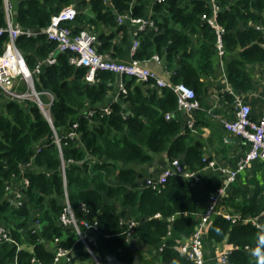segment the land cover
<instances>
[{
  "label": "trees",
  "instance_id": "16d2710c",
  "mask_svg": "<svg viewBox=\"0 0 264 264\" xmlns=\"http://www.w3.org/2000/svg\"><path fill=\"white\" fill-rule=\"evenodd\" d=\"M219 6L217 22L222 33L224 55L230 57L226 75L237 91L252 86L248 65L264 62V35L256 24H264V0H215ZM14 21L23 29L39 31L51 17L66 5L74 4L77 14L68 23L74 33L87 29L96 34L97 52L109 59L126 61L134 38L138 45L131 59L147 60L153 54L162 57L173 69L171 83H185L193 88L197 99L204 92L203 76L215 73L218 57L216 29L202 15H211L208 0H13ZM90 10L93 15L85 13ZM153 20L154 25L133 32L137 26L129 18ZM133 24V25H132ZM6 25L3 2L0 0V27ZM8 37L0 35V54ZM15 43L26 65H35L53 54V63H43L34 74L37 91L53 95L49 108L51 121L37 103L4 97L0 89V224L5 225L13 241L0 242V264H32V257L41 263L53 261L55 237L59 245L72 247L68 254L81 258L74 264L88 262L90 251L76 240V231L63 226L59 216L64 206V192L77 218L83 213L95 216L96 236L103 242L105 254L132 262L133 253L126 232L131 218L133 228L144 245L163 242L160 252L164 264H196L177 249L169 232L189 236L196 225L200 199L192 192L187 179L171 176L157 188L140 181L136 166L163 155L179 158L190 170H200L206 162L199 141L189 142V129L174 118L177 96L170 87L161 92L152 79L138 80L123 75V88L108 103V94L117 88L116 74L98 70L94 81L85 78L87 67L70 62V52H59L56 43L45 33L20 34ZM178 66V67H177ZM92 111V114H88ZM252 118H257L251 112ZM73 124H76L73 127ZM184 130V131H183ZM74 132L70 136L68 133ZM60 139L59 145L55 136ZM64 162V174L61 163ZM29 162V165H25ZM258 168L263 160H255ZM236 164V163H235ZM234 164V166H235ZM257 168V170H258ZM235 180L229 185L225 199L243 217H258L264 212V186L256 174L244 187ZM26 178L22 197L15 204L7 195V186ZM220 186L219 178L207 180L209 192ZM212 192V193H213ZM84 204L86 212L80 210ZM159 214V216H155ZM81 230L84 226L80 224ZM264 236V228L250 221L233 223L221 215L212 218L206 239L209 243L226 240L232 244L227 264H252V249ZM50 244V245H49ZM94 251L95 244L90 243Z\"/></svg>",
  "mask_w": 264,
  "mask_h": 264
},
{
  "label": "built area",
  "instance_id": "2783aa9c",
  "mask_svg": "<svg viewBox=\"0 0 264 264\" xmlns=\"http://www.w3.org/2000/svg\"><path fill=\"white\" fill-rule=\"evenodd\" d=\"M13 0H2L4 16L6 25L0 27V35L7 34V41L3 52L0 54V89L4 97L13 100L24 101L27 99L33 100L37 103L38 107L44 114V116L51 121L49 108L53 101V95L48 91H37L34 87V74L40 73L41 65L45 63H53L55 58L53 54L49 55L44 61L38 62L33 70H30L26 65V62L19 51L15 40L18 35L25 34L27 36L36 35L39 32H43L46 36L56 43V50L59 52H70V62L75 65H84L87 67L85 78L87 81H94L95 75L98 70H108L115 74L120 75V79L123 75L135 76L138 80L152 79L157 86L170 87L177 96V108L183 109L188 114L187 126L192 127L194 124V112L200 108V104L192 87L185 83L179 82L172 84L166 79L161 77L158 73L150 70L146 67L145 63L148 60H154L160 62L161 57L157 54H153L150 59L138 60L130 59L129 61H117L109 59L101 53L97 52L96 43L97 36L95 33L88 31L87 29H81L74 33L71 26L68 23L74 21L77 9L74 4H69L61 8L58 13L51 17L50 23L41 28L39 31L23 29L15 21L13 17ZM161 1V0H159ZM212 14H203L202 17L206 18L208 22L215 27L217 37L215 46L218 56L224 55V47L222 40V33L224 28L217 22V13L219 6L215 0H208ZM129 18L130 22L137 26L133 32L135 35L137 31L151 27L154 25L153 20L149 17L146 18H131L129 15L120 17L119 20ZM256 28L260 29L264 35V25L256 24ZM138 45V40L134 38L131 45V53ZM123 88V84L120 80L119 89ZM41 95L47 96V103H44L41 99ZM264 100V82L263 92ZM235 113L232 119L222 120L224 128L248 142L247 151L237 160L236 164L232 168H222L223 181L222 184L216 189L215 192L209 196V202L206 208L196 214L197 222L193 232L189 235V238L182 241L177 245L179 252L186 258L193 260L196 264H204L203 255V237L206 229L211 222L214 215L219 213L218 205L229 185L235 180L237 174L244 168L249 166L255 160L264 161V105L259 117H251V107L248 103L239 97H235ZM106 105L102 108L103 112L109 113V108ZM88 114H92L89 111ZM166 119H171V113L165 114ZM76 124H73L75 127ZM68 135H74L73 131H70ZM55 141L59 145L60 139L56 135ZM25 165H29L27 162ZM62 174H64V162L61 163ZM179 176L184 179L198 180V172L188 169L181 163L179 158L175 157L169 159L163 169L155 176H150L145 179V185L153 188H157L160 184H164L169 177ZM28 184L26 178L22 180L13 181L7 188V195L12 198L15 204H20L18 200L22 197L21 190ZM80 210L86 212L84 204H80ZM223 217L230 219L233 223L236 222H248L250 221L257 228H264V219L261 221L259 217H243L240 213H222ZM155 216H159L156 214ZM60 223L63 226H71L76 231V240H80L85 247L90 251V255L95 264H101L92 249L90 243L96 244L93 233L96 231L95 220L87 222L77 218V214L69 203L67 192H64V206L59 216ZM138 221L136 219H129L127 221L128 231L126 232L127 238L130 239L133 236V228ZM80 224L84 226L81 230ZM13 241L9 229L0 224V242ZM60 239L55 237L51 245L55 248L54 259L49 264H57L61 260L66 262L70 260L68 254L72 251V247L64 248L59 243ZM229 251L220 254V261L224 264L227 263V254ZM32 264H45L38 261L35 257L31 259Z\"/></svg>",
  "mask_w": 264,
  "mask_h": 264
},
{
  "label": "crops",
  "instance_id": "0c3cea01",
  "mask_svg": "<svg viewBox=\"0 0 264 264\" xmlns=\"http://www.w3.org/2000/svg\"><path fill=\"white\" fill-rule=\"evenodd\" d=\"M130 57L131 50L124 60L129 61L131 59ZM229 58V56L226 58L218 56L215 60V73L213 75L202 77V80L204 81V92L200 99H198L200 108L194 112V124L192 127L187 126L188 114L185 110L178 109L176 107L174 112H170L171 118L179 121L182 128L189 129V142L194 143L195 141H199L202 144V160H204L206 164L202 169L196 170L199 176L198 180L187 179L190 183L192 192L200 199L199 208L195 212L196 214L202 212L206 208L209 202V196L213 192H209L208 188L206 187L207 180L212 176H217L221 185L224 178L222 168L234 167V164L237 162V160H239V158L248 149V142H246L242 137L226 130L222 124L223 119L229 120L234 117L235 97H239L248 103L251 107L252 114L256 117L260 116L264 105L262 96L264 82V62L248 65L247 70L252 77V86L246 91H237L228 83L227 80L226 67ZM145 65L150 70L158 73L168 82H171V77L174 74L175 68H167V64L162 57L160 62L148 60ZM120 80L121 79L117 78V88H114L108 94V98L105 102L106 105H108L110 100L117 96ZM155 86L161 92V86ZM163 158L166 162H164L159 157H155L152 161L146 164L137 165L136 170L139 180L143 181L147 177L157 175L168 161V158L165 154L163 155ZM257 168V162L253 161L249 166L240 172L241 174L237 180L239 185L244 188L247 183H249L250 194L252 193V189L255 186L249 181L253 174H256V177L258 176L259 185L264 186V165L258 168V170ZM226 194L227 190L219 202V213L216 215L223 216L222 213H240L228 205L225 199ZM258 217L261 221H263L264 212ZM79 218L80 220L92 222L94 221L95 216H87L83 213H80ZM209 225L203 237L204 264H224L220 261V254L230 251L233 246L226 240L218 243H209L206 239ZM92 235L95 237L94 239L96 241L93 253L101 264H108L103 242L98 240L95 232ZM167 238H174L176 244L178 245L182 241L187 240L189 236L187 237L171 230ZM128 241L133 255L138 254V264H164L160 256L163 242L156 246H146L135 235L128 239ZM80 260V257L73 256L69 263H66L65 260H61V262H58L57 264H74ZM257 261L258 257H255L252 260V264H257ZM88 262H93L91 255L88 258Z\"/></svg>",
  "mask_w": 264,
  "mask_h": 264
},
{
  "label": "water",
  "instance_id": "95a60500",
  "mask_svg": "<svg viewBox=\"0 0 264 264\" xmlns=\"http://www.w3.org/2000/svg\"><path fill=\"white\" fill-rule=\"evenodd\" d=\"M85 13H87V14H89L91 16L93 15V13L91 11H89V10L85 11ZM15 16H16V11H13V17H15ZM116 76H117L118 79H120V75L119 74H116ZM106 259H107L108 264H138V260H139L138 254H134L133 255L132 262H125V261L119 260L118 258H116L114 256H110V255H107Z\"/></svg>",
  "mask_w": 264,
  "mask_h": 264
},
{
  "label": "clouds",
  "instance_id": "9594fccd",
  "mask_svg": "<svg viewBox=\"0 0 264 264\" xmlns=\"http://www.w3.org/2000/svg\"><path fill=\"white\" fill-rule=\"evenodd\" d=\"M252 255L258 257L257 264H264V236L259 238L257 247L252 249Z\"/></svg>",
  "mask_w": 264,
  "mask_h": 264
},
{
  "label": "rangeland",
  "instance_id": "374dc122",
  "mask_svg": "<svg viewBox=\"0 0 264 264\" xmlns=\"http://www.w3.org/2000/svg\"><path fill=\"white\" fill-rule=\"evenodd\" d=\"M41 99L43 100L44 103H47V98L44 95H41Z\"/></svg>",
  "mask_w": 264,
  "mask_h": 264
}]
</instances>
